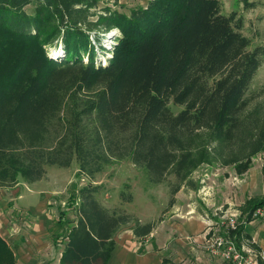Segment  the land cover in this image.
<instances>
[{
    "label": "trees",
    "instance_id": "16d2710c",
    "mask_svg": "<svg viewBox=\"0 0 264 264\" xmlns=\"http://www.w3.org/2000/svg\"><path fill=\"white\" fill-rule=\"evenodd\" d=\"M99 2L0 0V188L34 183L49 166L74 160L76 175L90 182L126 159L154 184L175 174L174 193L192 184L203 162L247 170L264 150V104L251 89L264 47L252 48L221 0H150L130 13L93 10ZM115 28L120 34L107 49L101 34ZM97 48L111 53L104 64L96 62ZM60 49L63 58L54 56ZM96 192L88 185L67 201L77 218L69 221L59 264H108L116 234L131 222ZM257 208L264 209V194L249 198L245 221L229 227L241 252L243 240L252 242L245 228ZM71 209L60 210L59 222ZM155 225L137 219L130 228L144 238ZM0 264H17L1 233Z\"/></svg>",
    "mask_w": 264,
    "mask_h": 264
},
{
    "label": "rangeland",
    "instance_id": "374dc122",
    "mask_svg": "<svg viewBox=\"0 0 264 264\" xmlns=\"http://www.w3.org/2000/svg\"><path fill=\"white\" fill-rule=\"evenodd\" d=\"M249 1L254 5L247 7L241 0H221V10L225 15H235L234 25L236 28L240 26L239 31L251 39L252 48L260 45L264 47V0ZM149 2L150 0H100L99 5L93 10L104 12V7L107 6L130 13L131 9L146 7ZM26 10L33 12L34 6H27ZM113 30H116L115 36L120 34L119 29ZM112 31L101 34V43L107 49H111L115 42L114 36H110ZM97 49L96 62L101 61L104 64L111 53L109 50L102 52L100 48ZM62 50L54 52V56L63 58ZM251 89L254 92L255 101L264 104V58L253 78ZM170 105L175 112L182 109V106L175 105L173 102ZM263 167L264 150L252 157L245 171H243L245 168L239 171L234 163L225 164L218 159L203 162L193 170L190 176L192 184L183 182L182 187L174 193V188L179 184L175 174H169L163 183L154 184L150 182L146 169L137 168L126 159L106 166L104 171L90 182L85 176L76 175L78 163L74 160L70 167L51 165L47 169L46 175L51 187L42 190L46 195L44 212L50 214L52 221L48 239H43L37 234H34V237H30L27 233L23 234L22 227L28 224L26 221L21 223L16 219L17 216L9 203L2 206L5 220L3 218L0 220L7 225V238L13 248L17 247L14 241L15 235L22 233L19 241L21 240L20 243L24 244L22 249L29 258L28 264H59L67 239L66 234L72 224L69 221L77 218L76 210L71 209L67 201L71 195H79L80 189L91 185L97 188L95 197L101 204L111 211L125 212L131 216V222L122 226L119 233L125 234L130 231V227L137 219L142 223L156 224L149 236L139 239V245L141 246L142 242L143 244L149 242L144 248L149 247L158 252L162 257V263L164 258L174 261L172 257L175 258L179 250V248H171V238L178 231L175 227L193 220H200L204 222L205 229L191 235V239L194 237V249L186 257H181L180 260L175 259L174 262L176 264H237L229 258L228 244L224 241L222 245H219L214 241L213 234L229 235V226L225 220L230 223L235 220L236 224L245 221L246 216L241 217L242 209L249 198L257 195L254 194L255 189H252L250 185L251 172L261 173L264 182ZM68 206L71 209L67 216L68 221L61 223L59 222L60 210ZM256 210L255 215H258L256 217H264V213L256 214ZM224 221L225 225H223ZM27 222L33 229L38 226L34 220L28 219ZM35 240L39 242L38 251L30 246ZM242 242V247L248 250H245L244 259L254 257L256 263L261 264L260 258L263 257V253L255 252L249 247L247 244L252 243L251 241L243 240ZM261 260L264 262V258Z\"/></svg>",
    "mask_w": 264,
    "mask_h": 264
},
{
    "label": "crops",
    "instance_id": "0c3cea01",
    "mask_svg": "<svg viewBox=\"0 0 264 264\" xmlns=\"http://www.w3.org/2000/svg\"><path fill=\"white\" fill-rule=\"evenodd\" d=\"M251 182L250 185L252 189H255L254 196L261 197L264 194V182L262 179V174L259 172H251ZM263 182V186H262ZM50 181L47 175L34 183H28L26 181H21L11 188H0V219H4L2 206L6 203L12 205V211L16 214V219L20 220L21 223L26 221L28 224L24 228L23 234L27 233L30 237H34V234L39 235L43 239H48L50 235V225L52 223L50 214L44 212L46 205V195L43 194L42 189H49ZM54 190V189H53ZM26 219V220H25ZM36 221L37 225L35 229L32 225L27 222V220ZM5 220V219H4ZM0 233L7 240L6 227L4 223L0 220ZM178 231L171 238V248H179L176 257H172L174 261L180 260L179 258L186 257L192 249H194V237L190 238L192 234L198 231H203L205 229L204 222L200 220H193V222H187L185 224H179L175 227ZM131 229V228H130ZM118 233L115 236V247L112 255L108 261V264H161L162 257L158 252L151 250L149 247L144 248L142 246H148V243L140 246L139 239L134 235L132 229L125 234ZM245 232L248 234L249 238L252 239L253 245L262 249L264 258V217H254L250 222L246 224ZM22 234V233H21ZM15 235L14 241L16 243V248H14L17 264H28L29 258L26 252L22 249L24 247L23 243H20V235ZM187 237H182V236ZM9 241V240H8ZM38 251L39 242L36 240L30 245ZM140 246V247H139ZM142 247V248H141ZM164 258V257H163ZM176 259V260H175Z\"/></svg>",
    "mask_w": 264,
    "mask_h": 264
},
{
    "label": "built area",
    "instance_id": "2783aa9c",
    "mask_svg": "<svg viewBox=\"0 0 264 264\" xmlns=\"http://www.w3.org/2000/svg\"><path fill=\"white\" fill-rule=\"evenodd\" d=\"M116 34V32H115ZM263 208H259L257 209L256 211V214H263ZM254 216H258V215H255V212H254ZM227 221V226H231V227H235V224H236V221L235 220H232V223H230L228 220H225ZM225 221L223 222V225H225ZM214 235V241L216 243H218L219 245H222L224 243V241L228 244V250H227V253L229 255V258L233 259L237 264H257L256 261L254 260V257H250L248 259H244V256L246 255V251H248L247 249H244L242 248V251H239L235 245V243L233 242V240L229 237V235H216V233L213 234ZM224 238V239H223ZM68 239V237H67ZM66 239V241H67ZM254 250V249H253ZM255 251V250H254ZM256 252V251H255ZM257 254V253H256Z\"/></svg>",
    "mask_w": 264,
    "mask_h": 264
},
{
    "label": "water",
    "instance_id": "95a60500",
    "mask_svg": "<svg viewBox=\"0 0 264 264\" xmlns=\"http://www.w3.org/2000/svg\"><path fill=\"white\" fill-rule=\"evenodd\" d=\"M114 35H115V32H112V33L110 34L111 37H113Z\"/></svg>",
    "mask_w": 264,
    "mask_h": 264
},
{
    "label": "clouds",
    "instance_id": "9594fccd",
    "mask_svg": "<svg viewBox=\"0 0 264 264\" xmlns=\"http://www.w3.org/2000/svg\"><path fill=\"white\" fill-rule=\"evenodd\" d=\"M114 31H116V30H113L112 32H114ZM112 32H111V33H112ZM114 36H115V35H114ZM113 38H114V37H113Z\"/></svg>",
    "mask_w": 264,
    "mask_h": 264
}]
</instances>
